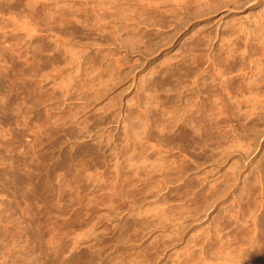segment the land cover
I'll return each instance as SVG.
<instances>
[{
	"label": "rangeland",
	"instance_id": "1",
	"mask_svg": "<svg viewBox=\"0 0 264 264\" xmlns=\"http://www.w3.org/2000/svg\"><path fill=\"white\" fill-rule=\"evenodd\" d=\"M259 195L264 0H0V264H263Z\"/></svg>",
	"mask_w": 264,
	"mask_h": 264
},
{
	"label": "bare ground",
	"instance_id": "2",
	"mask_svg": "<svg viewBox=\"0 0 264 264\" xmlns=\"http://www.w3.org/2000/svg\"><path fill=\"white\" fill-rule=\"evenodd\" d=\"M194 131V129H192ZM193 136V133L192 131H188V130H184L183 133H182V140H188L189 137ZM189 144H185L184 146H187ZM258 182H254L252 185L255 186ZM252 203H253V206H256L257 208H260V215H256L254 218L256 220L258 225L260 226L261 228V231H262V236H256V232H251V235L249 236H246L245 240L243 241H246L248 242V246L249 248L252 250V253L259 257L261 259V262H263L264 264V197L262 195H259L257 197H255L253 200H252ZM257 225L255 226L254 230H257ZM214 243H217L214 242ZM219 249V247H214L212 248V250H214L215 252Z\"/></svg>",
	"mask_w": 264,
	"mask_h": 264
}]
</instances>
